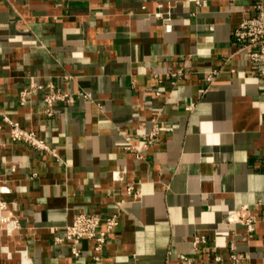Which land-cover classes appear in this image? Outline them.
Wrapping results in <instances>:
<instances>
[{
  "label": "crops",
  "instance_id": "crops-1",
  "mask_svg": "<svg viewBox=\"0 0 264 264\" xmlns=\"http://www.w3.org/2000/svg\"><path fill=\"white\" fill-rule=\"evenodd\" d=\"M255 2L0 0V264L213 262L231 241L264 264V74L234 36ZM53 90L74 100L49 115ZM260 200L247 238L226 218ZM90 211L119 214L100 261L91 239L56 242Z\"/></svg>",
  "mask_w": 264,
  "mask_h": 264
},
{
  "label": "built area",
  "instance_id": "built-area-1",
  "mask_svg": "<svg viewBox=\"0 0 264 264\" xmlns=\"http://www.w3.org/2000/svg\"><path fill=\"white\" fill-rule=\"evenodd\" d=\"M234 36L239 43V49L245 50L253 62L260 64L258 69L261 74H264V0H256L254 14L243 18L242 22L235 30ZM218 72L219 69L217 68H213L207 72V85L202 89L203 91L208 89ZM179 73L180 72H172L171 74L177 76ZM49 85L53 87L52 84ZM42 87V84L33 79L31 84L21 91V102L23 104L26 103L30 96ZM57 100L71 102L74 100V97L68 92L51 91L44 99L45 111L47 114L51 115L53 113L54 104ZM4 119L10 125L9 132L12 140L23 141L35 148L53 152L46 140L41 138L36 131L24 128L19 122L11 120L7 116H4ZM157 134L158 128L155 127L148 134L146 143L155 140ZM116 176H118L117 173ZM128 191L130 193L133 192V186H130ZM261 204V200L254 204H242L239 208L229 213L226 220L228 222L242 223L245 226V236L247 238H252L255 236L258 223V214L255 212V209ZM118 217V213L103 216L95 211L80 212L75 215L70 224L66 225L64 235L56 237V242L69 241L72 253L77 256L80 254V241L84 238L91 239L94 242V250L96 251L95 259L100 261L102 259L104 246L108 241V236L118 224ZM6 220L17 221L16 219L10 220L9 218H6ZM206 242L207 237L203 234L197 235L193 240L197 250L201 245L206 244ZM181 257V264H252L246 260V254L238 250L235 241H231L229 244L228 259L218 254L215 255L213 262H198L192 255L183 254Z\"/></svg>",
  "mask_w": 264,
  "mask_h": 264
}]
</instances>
